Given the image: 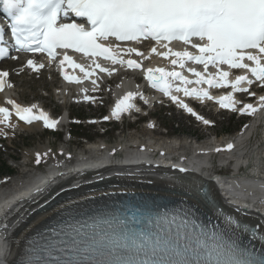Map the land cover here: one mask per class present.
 Wrapping results in <instances>:
<instances>
[{
    "label": "snow or ice",
    "instance_id": "6c2138e0",
    "mask_svg": "<svg viewBox=\"0 0 264 264\" xmlns=\"http://www.w3.org/2000/svg\"><path fill=\"white\" fill-rule=\"evenodd\" d=\"M0 10L11 21L9 27L14 41L11 47L15 51L45 53L52 60L62 55L61 65L67 63L79 68L85 78L93 73L76 64L67 50L141 69V63L120 57L116 51L120 45L116 42L155 41L167 51L157 53L153 47V54L171 59L174 68L186 70L196 79H188L183 71L164 68L147 69L145 79L153 89L205 125L211 122L172 93L212 100L221 108L239 111L242 115L254 116L264 111V95L259 96L256 106L247 103L238 109L236 105L241 102L234 99L232 93L217 99L207 90L187 87L193 83L206 84L208 88H231L233 92L250 96L256 95L249 92L254 82L264 88V0H0ZM173 42H182L196 52L173 50L169 47ZM5 44V30L0 27V45ZM132 53L144 55L136 48H128L124 54ZM5 57H9V46H0V60ZM9 58L17 59L16 56ZM188 64L203 65L204 73L209 66L214 67L216 77L205 76L195 67H187ZM27 65L38 70L32 60H28ZM221 65L245 70L254 80L239 75L229 82L230 73L221 70ZM96 68L112 74L99 64ZM8 75L6 71L0 72V91L4 88L3 78ZM64 78L69 82H82L73 76ZM92 83L95 85L96 80ZM242 84L249 87H241ZM134 98V93H127L115 105L112 115L119 119L122 113L133 109ZM7 103L14 109L15 116L27 125L42 121L46 129H54L58 124L44 111L35 114L36 105L21 107L12 100ZM12 116L8 107H0V125L14 127L9 123ZM233 148L229 143L226 149L216 151ZM36 162L40 163L39 153ZM260 187L264 190V182ZM29 191L39 194L43 189L37 185ZM185 192L190 206L171 213L128 206L82 213L61 206L55 225L37 231L28 239L29 247L20 264H264V230L259 234L250 231L247 225L242 226L230 216L217 217L220 222L215 225L198 222L194 209L208 208L207 194L196 188L185 189ZM249 235L251 239L245 243L242 237Z\"/></svg>",
    "mask_w": 264,
    "mask_h": 264
},
{
    "label": "bare ground",
    "instance_id": "6f19581e",
    "mask_svg": "<svg viewBox=\"0 0 264 264\" xmlns=\"http://www.w3.org/2000/svg\"><path fill=\"white\" fill-rule=\"evenodd\" d=\"M9 64L14 66L12 62H10ZM28 70L23 67L21 68V73L23 74L28 73ZM51 84H54V81H51ZM8 92H9V89H7V93ZM0 100H1V96H0ZM9 123L13 125L14 127H10L8 125H0V129H2V133H0V135L10 136L11 135L10 133L13 132L15 128H18L30 134L40 133V129L36 125L22 127V126L16 125L11 120L9 121ZM263 147H264V139L260 143L259 147L255 149L253 152L246 153L245 157H242V158L239 157L236 160V164H237L236 167H240V166L255 167V168L264 167V160H263V156L261 155L264 152V150H260ZM38 153L40 154V156H43V155L46 156L47 148L38 146L37 148L30 150L28 154L26 155V158L28 159L36 158ZM120 172H121L120 170L111 172V173H118V174L115 177H108V182H106V185L107 186H112V185L129 186L130 183H135L137 187H140L143 189H145L146 187L155 188L157 186H161L175 193L176 196H180V197L182 196L184 198L189 199L188 194H186L185 192L186 188L183 187V181H182L181 175L171 176L170 181H159L155 179V177L151 176L154 174L149 171H137V170L130 171L128 170V171H124L123 173H120ZM70 173L73 174L75 173V171H69V170L67 171L65 169H61V170H58L53 176L43 177L42 181H44V183H40L38 185L40 186V188L44 187L43 185H45L46 190L42 192L43 197L40 200H37L33 203L23 202L22 196L17 197L15 194L9 197V201L4 202L3 204L0 205V240H1L0 241V251L3 249L2 245H5V244L8 245L9 247L8 257H9L11 253L14 254L16 252V250L19 248L21 242L24 240V238L29 233V231L36 224H38L43 218H45L49 213L55 212L58 209H61V206L66 207L67 205H70L74 202L83 200V198H86L88 196L96 197L97 195L102 194L101 191H94L91 193H85L83 195H80L79 197H74L71 200L61 201L62 198H65L69 195H73V192L68 190V187L71 186L72 183L63 184L62 180H61L62 183L59 181V178L61 176L65 174H70ZM111 173L106 172L104 174L95 175V176H91V177L79 180V183L81 184V189L87 186H90L87 183H85L88 180L97 179L101 176L106 177L110 175ZM126 174H128V176H125ZM129 174H131V176ZM56 175H58V177H55ZM232 180L233 181L231 183L232 184L231 191L228 193H224V196H226V198L230 201V204L238 205L242 203L243 204L252 203L255 200L259 201L260 198H258V195L264 196V190L261 189L260 183H257L251 180H242L239 178L232 179ZM47 185H51L50 187H53V188L49 187L50 188L49 189L47 188ZM77 186L78 184L74 185L73 187H70L69 189L75 190L78 188ZM9 205L10 206L13 205L11 209H8ZM49 205H51L50 209L46 213H43V212L37 213L35 210L37 207L49 206Z\"/></svg>",
    "mask_w": 264,
    "mask_h": 264
},
{
    "label": "rangeland",
    "instance_id": "374dc122",
    "mask_svg": "<svg viewBox=\"0 0 264 264\" xmlns=\"http://www.w3.org/2000/svg\"><path fill=\"white\" fill-rule=\"evenodd\" d=\"M4 67L12 68L13 66L10 64H6L5 66H1L0 69L3 70ZM20 68V67H19ZM11 78L14 84V88L12 94L22 103V104H31V103H39L43 107L47 108L53 116L62 117L66 113L73 115V116H83L85 118L92 117L93 115L97 114V111L90 108H77V107H68L62 106L61 101L57 98L55 94V85L51 84L53 78L49 75L44 76H33L29 77L28 75H21L19 71H14L11 74ZM53 88V89H52ZM156 116V123L155 127L159 124L160 126H170V119L163 118L162 112ZM176 123H173V132L172 134L175 135L174 139L179 140H187L189 135L200 134V138L202 140H209V141H225L232 135H223L222 132L232 130L236 128L238 123L234 120H228L224 117H218V124L217 127L213 130L199 132L194 130V128L189 127L190 121L182 119L180 117H172ZM242 122V121H241ZM240 123V122H239ZM172 125V124H171ZM196 127V126H194ZM84 132L82 133H89L91 137H99L97 135L95 128H90L87 126H83ZM110 130V128H108ZM177 129V130H176ZM116 132H111L108 134L106 138H98L99 140H104V142H110L113 144L120 140L121 134L123 135V140L133 141V139L137 138L139 140H151L155 139L161 141L159 134L161 136L162 131L158 130V133L155 134H145L142 127H134L130 131H124L120 133V128L116 129ZM65 133V129H63ZM212 135H206V133ZM11 137L9 136H2L0 135V142H1V149H0V168L8 166L14 172V176H10L9 178L16 177L24 172L21 164L29 163L32 168H34L37 164L42 166L43 162H45L44 158H40V163H37L35 159L26 158V155L30 150L34 148L45 147L48 148L51 152L58 151L59 149H68L75 153L78 151L83 150V143L78 142L77 140H71L70 143H67L66 137L63 135L57 136L56 134H48V133H33L30 134L25 131L18 130L17 128L14 130V133H10ZM214 134H221L219 138L214 140L213 138H209V136H213ZM206 135V136H205ZM110 137V138H109ZM157 142V141H155ZM93 143H97L96 139H93ZM255 143H253L254 145ZM80 145L79 147H77ZM252 145V146H253ZM251 146V148H252ZM249 148V152L251 150ZM57 156V154L55 155ZM57 158V157H56ZM11 159H15L17 161H12ZM8 178V175L1 173L0 179ZM1 181V180H0Z\"/></svg>",
    "mask_w": 264,
    "mask_h": 264
},
{
    "label": "trees",
    "instance_id": "16d2710c",
    "mask_svg": "<svg viewBox=\"0 0 264 264\" xmlns=\"http://www.w3.org/2000/svg\"><path fill=\"white\" fill-rule=\"evenodd\" d=\"M77 129H78V128H77ZM77 129H76V130H77ZM1 173L12 174V171L9 170L6 166H4V167L0 168V174H1Z\"/></svg>",
    "mask_w": 264,
    "mask_h": 264
}]
</instances>
